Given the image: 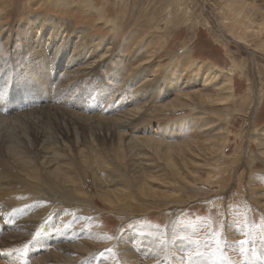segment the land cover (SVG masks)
I'll list each match as a JSON object with an SVG mask.
<instances>
[{"label": "rangeland", "instance_id": "obj_1", "mask_svg": "<svg viewBox=\"0 0 264 264\" xmlns=\"http://www.w3.org/2000/svg\"><path fill=\"white\" fill-rule=\"evenodd\" d=\"M235 1L0 0V75L9 76L10 80L13 77L16 78L14 82L17 99L15 106L18 111L17 113L8 111L5 114L3 112L5 100L0 99V120H4V123L9 121V123H14L13 125L27 123L24 130L33 137L38 132L48 131L54 134L57 131L54 123L43 122L54 117L55 114L65 113V117L74 115L73 117L82 119V123L76 122L79 124L76 128L71 127L70 135L65 138L60 136L64 143L73 148L71 153L74 152V154H68L74 164L69 170L70 174L78 177L75 180L72 179L71 184L75 187L72 196L66 195L68 191L66 188L61 190L62 192L57 189L56 186L59 183L51 182L50 175L52 174H48L44 165L40 164L38 155H35L37 151L35 154L32 153L36 161V167L33 168L32 173L43 174L44 183H47L46 186L51 189L44 193L45 198L48 197L47 200L43 199L48 201L47 206L50 210L56 207V210L67 212L65 204L78 203V199L89 201V204L79 202L78 204L84 208L75 205L76 210L82 209L81 212H87L92 207V211H88L92 215L83 214L90 217V222L93 223L85 224L87 222L78 220L74 225L71 223L72 219L68 218L66 226H58V218L55 223L56 227H53L50 234L53 236L62 233L63 229L69 226H74L76 232L83 231L79 241L83 240L86 245L96 247L99 251L103 250L99 257L93 255V259L81 264H96L98 261L99 264H117L119 256L114 253V250L105 249V245L108 241L120 236L121 239L128 241L127 246H131L135 253L140 252L141 254L143 249L137 239L144 237L142 235L146 233L154 236L158 234L156 241L159 243L185 242L190 244L207 238L212 241V244H209L212 248L214 242L222 243L224 231L230 240H234L233 243H229V246L232 251L236 248L241 262L246 258L240 248L243 245L241 241L248 242L252 235H256V238L261 239L259 243L264 245V0H246L252 6L258 7V9L252 8L247 12L248 19L256 20L252 23L255 28L250 33H245L246 26L234 23L230 16L229 5L234 4ZM37 17H40L39 19L44 23L53 19L58 27L61 25L68 30H60V34L56 37H51L49 34L44 36L41 28L36 25ZM79 34L82 35L83 40L81 56L89 46L96 47L92 55L94 57L89 59V62L94 63L81 64V57L68 63L62 57L65 62L59 65L61 58L52 55V51L45 47V44L54 46L50 42L52 38H57L60 47H67L74 41V38L78 39ZM72 54L73 52H70V55ZM204 65L213 66L215 70L230 75L233 85L232 94L227 92L220 97V93L212 85L203 86V84L198 83L197 85L193 82L197 76L202 74L203 68L201 67ZM145 74L146 77H144ZM135 79L139 81L137 86L132 85ZM69 81H74V83L67 86ZM172 81L179 87L166 95ZM133 88L139 93L132 91ZM62 93H64L63 99H61ZM144 93L146 96L143 95ZM208 96H211V99L206 98ZM96 98H98L97 103H95ZM147 98L156 101H150ZM144 100L147 101V105ZM66 106L69 108L64 109ZM137 108L142 109L138 112ZM103 109L107 112L102 113ZM90 117L93 120L88 119ZM15 118H17L16 121ZM99 118L103 120L108 118L113 124L115 123V126L118 120H128L125 124L127 127L122 132H126L130 138L133 135L142 139L154 135L160 136L161 130L169 126L168 128L176 133L174 134L176 139L173 137V140L171 136H167L164 141L175 144V146L163 150L157 148L156 151L140 142L138 146H135L136 152L140 155L137 161L132 158V155L123 157L117 150L118 141L109 137L102 139L106 137V127L98 125ZM180 128H187V130L180 131ZM76 132L83 139L75 146ZM91 137L97 139V143L90 144ZM139 149L141 153L138 152ZM1 163L2 160H0ZM121 163H123L122 166ZM133 170L146 180L152 190L144 194L138 192L132 182V176L136 174ZM99 174L102 177L97 176ZM102 182L109 184V189H121V198L117 203H121L120 209L114 208L112 204H108L98 195L97 183ZM25 187V190L30 188L23 186ZM29 193H33L32 188ZM27 197L25 200H28L27 203L30 205L24 206L23 200L15 201V205L9 208L12 211L5 210L10 205L5 203L9 199L6 197L0 199V215L3 216L5 212L19 214L17 217L19 221L21 215L24 218L25 214H31L36 207L44 204L41 203L42 198ZM114 197H112L113 200ZM49 198L52 199L49 201ZM54 199L56 203L52 202ZM32 200H35V203ZM121 210L124 213H130L128 217H132L131 213H135L133 215L140 216L141 219L137 222L135 220L132 222L131 219L122 225L121 220L116 216V213H121L119 212ZM226 211L228 217L229 213L231 214V220L226 219ZM144 213L145 215H141ZM54 216L42 221V226L50 225ZM98 218L101 220L96 223L98 225H95ZM173 220L175 222L172 228ZM227 225L230 229L225 230ZM95 226L110 236L101 241L102 238L96 235L98 230ZM152 226L155 227L154 230ZM13 227L11 231L15 228ZM169 228L172 229V235L168 239L166 235ZM210 228L214 232L212 237L206 235ZM44 232L45 229L43 231L40 228L33 238L35 237L37 242L44 241ZM132 233L134 237L130 236ZM128 235L130 237H127ZM145 237L148 236L145 235ZM31 240L28 242L29 245L32 243ZM146 241L148 240L144 243ZM231 244L235 247L233 248ZM190 254L191 249L187 248L182 255ZM123 259L125 258H122L121 262L125 264Z\"/></svg>", "mask_w": 264, "mask_h": 264}, {"label": "bare ground", "instance_id": "obj_2", "mask_svg": "<svg viewBox=\"0 0 264 264\" xmlns=\"http://www.w3.org/2000/svg\"><path fill=\"white\" fill-rule=\"evenodd\" d=\"M92 6V5H91ZM230 7V16L232 18V20L234 21V23H240V24H244L246 26L247 31L245 33H250L252 31V29H254L255 27L253 26L252 23H254L256 20L255 19H248L247 16V12L250 11V9L255 8L258 9V7H254L252 6V4H250V2L248 3V1L246 0H236L235 3H231L229 5ZM96 8V7H95ZM261 10V9H260ZM259 10V11H260ZM262 11V10H261ZM103 13V12H102ZM41 17V16H40ZM39 17V18H40ZM38 17L36 18V25L41 28V32L44 36H46L47 34H49L51 37H56L58 34H60V30L62 31H66L68 30L66 27H62L61 25H57V23L55 24V21L53 19H50L49 21H47L46 23H44L41 19H39ZM238 18V19H236ZM240 19V20H239ZM118 28V27H117ZM260 28V27H259ZM119 29V28H118ZM263 33V32H261ZM42 35V36H43ZM40 36V35H39ZM48 36V35H47ZM42 38V37H41ZM49 38V37H48ZM47 38V40H48ZM85 38V37H84ZM82 35L79 34V37L77 40L71 42L70 46L67 47H60V45H58V41L57 38H52V41L50 42L51 44H54V46L48 44V47L51 51H52V55H56L59 56L61 58V61L59 60V65L61 64V62H70L74 59H77L79 57L82 58V60L80 61L81 64L83 63H87L90 64L93 61L89 62L90 58H93L94 56H92L95 52L96 47L91 45L88 47V49H86V51H84L83 56H81V50L82 49ZM113 41V40H112ZM49 42V41H48ZM111 42V41H110ZM115 42V41H114ZM86 43V40H85ZM112 43V42H111ZM244 43V42H243ZM131 44V43H130ZM107 45V44H106ZM65 46V45H63ZM112 46V45H111ZM249 47V46H248ZM87 48V47H85ZM99 48V47H97ZM109 49V48H108ZM106 50V49H105ZM148 51V50H147ZM21 52V51H20ZM41 52V51H40ZM46 52V51H45ZM70 52H73L72 55H70ZM107 52V51H105ZM39 53V52H38ZM142 53V52H141ZM158 53V52H157ZM137 54V53H136ZM144 54V53H143ZM70 55V56H69ZM140 55V54H139ZM142 55V54H141ZM104 56V55H103ZM65 58V61L64 59ZM115 57V56H114ZM136 57V56H135ZM96 58V57H95ZM103 58V57H102ZM123 58V57H122ZM69 59V60H68ZM99 59V58H98ZM109 59V57H108ZM4 60V59H3ZM50 60V59H49ZM98 61V60H97ZM101 61V60H99ZM11 62V61H10ZM54 62V61H53ZM52 62V63H53ZM102 62V61H101ZM45 63V62H44ZM51 63V64H52ZM77 63V62H76ZM94 63V62H93ZM80 64V63H79ZM4 65V64H3ZM69 65V64H68ZM93 65V64H92ZM99 65V64H98ZM5 66V65H4ZM82 66V65H81ZM106 67V66H105ZM141 67V66H140ZM76 68V67H75ZM83 68V67H82ZM79 68V69H82ZM135 68V67H134ZM170 68V67H169ZM201 68H203L202 74H200L199 76H197L194 79V83H196L198 85V83H200L201 85L203 84V86H208V85H212L214 87V89L217 90L220 97H222L223 93H227V92H231L232 94V80L230 78V75L223 73L221 71H217L215 70L216 68H214L213 66L210 65H204ZM78 69V70H79ZM84 69V68H83ZM173 69V68H171ZM187 69V68H185ZM76 70V71H78ZM85 70V69H84ZM83 70V71H84ZM135 70V69H134ZM145 70V69H143ZM141 70V71H143ZM147 70V69H146ZM196 70V69H195ZM200 70V69H199ZM91 71V70H90ZM121 71V70H120ZM150 71V70H149ZM124 72V71H123ZM171 72V71H169ZM168 72V73H169ZM73 73V71H72ZM146 73V72H145ZM205 73V74H204ZM74 74V73H73ZM84 74V73H83ZM82 74V75H83ZM119 74V73H118ZM124 74V73H122ZM149 74V73H148ZM69 75V74H68ZM112 75V74H111ZM121 75V74H120ZM117 75V76H120ZM129 75V74H128ZM139 75V74H138ZM198 75V74H197ZM66 76V75H64ZM113 76V75H112ZM114 76H116L114 74ZM150 76V75H149ZM232 76V75H231ZM80 77V76H79ZM94 77V76H93ZM121 77H123V75H121ZM126 77V75L124 76ZM129 77V76H128ZM136 77V76H135ZM138 77V76H137ZM141 77V76H140ZM139 77V78H140ZM146 77V74L145 76ZM155 77V76H154ZM171 77V76H170ZM83 78V77H82ZM81 78V79H82ZM92 78V76H91ZM150 78V77H149ZM159 78V77H158ZM68 79V78H67ZM66 79V80H67ZM71 79V78H70ZM87 79V78H86ZM93 79V78H92ZM117 79V78H116ZM75 80V79H74ZM90 80V79H89ZM100 80V79H99ZM126 80V79H124ZM129 80V79H127ZM138 80V79H137ZM137 80L135 79L134 83H132L133 86H137L136 84L139 82H137ZM183 80V79H182ZM16 81V78L13 77L12 80H10L9 76L6 75H0V99L1 100H5L4 101V107H3V112L5 114L8 113V111H10L9 113H17V107L15 106V103L17 102L16 99V92H15V87H14V82ZM64 81V80H63ZM91 81V80H90ZM116 82V80H114ZM120 81V79L118 80ZM123 81V80H122ZM147 81V80H146ZM176 81V80H175ZM185 81V80H184ZM62 82V80H61ZM60 82V83H61ZM76 82V81H75ZM88 82V81H87ZM126 82V81H124ZM141 82V81H140ZM74 81H69L66 85H71L73 84ZM117 83V82H116ZM128 83V81L126 82ZM185 83V82H184ZM83 84V83H82ZM85 84V83H84ZM119 84V82H118ZM123 84V83H122ZM120 84V85H122ZM142 84V83H141ZM87 85V84H86ZM145 85V84H144ZM161 85V84H160ZM64 86V85H63ZM73 86V85H72ZM123 86V85H122ZM154 86V85H153ZM66 87V86H65ZM82 87V86H81ZM80 87V88H81ZM91 87V86H89ZM96 87V86H95ZM124 87V86H123ZM126 87V86H125ZM143 86H141L142 88ZM163 87V86H162ZM179 87L178 84H174V81H172V83L169 85V88L167 90L166 95H168L171 91H174L175 88ZM79 88V87H78ZM77 88V89H78ZM116 88V87H115ZM118 88V85H117ZM122 88V87H121ZM136 88V87H135ZM135 88L132 89V91H135ZM146 88V87H145ZM70 88H68L69 90ZM95 89V88H94ZM111 89V88H110ZM139 89V88H138ZM149 89V88H148ZM82 90V89H81ZM150 90V89H149ZM156 90V87H155ZM64 91V90H63ZM67 91V90H66ZM70 91V90H69ZM76 91V90H75ZM79 91V90H78ZM114 91V90H113ZM127 91V89H126ZM145 91H147L145 89ZM135 92H137V94L139 93L138 90H136ZM152 92V91H150ZM158 93V92H157ZM59 94V93H58ZM63 94H61V99H63ZM71 94V93H69ZM75 94V93H74ZM79 94V93H78ZM77 94V95H78ZM84 94V93H83ZM108 94V93H107ZM130 94V93H129ZM146 93H144L143 95H145ZM68 95V94H67ZM90 95V94H89ZM131 95V94H130ZM134 95V92H133ZM132 95V96H133ZM136 95V93H135ZM148 95V92H147ZM161 95V94H160ZM137 96V95H136ZM146 96V95H145ZM144 96V97H145ZM150 96V95H149ZM153 96V95H152ZM198 96V95H197ZM196 96V97H197ZM75 97V96H74ZM73 97V98H74ZM189 97V96H188ZM205 97V96H204ZM202 97V98H204ZM70 98V97H69ZM68 98V99H69ZM131 98V96L129 97ZM133 98V97H132ZM150 98V97H149ZM147 98V99H149ZM190 98V97H189ZM206 98H210L211 96H208ZM58 99V98H57ZM65 99V98H64ZM80 99V98H78ZM98 98H96L95 103L98 102L97 100ZM146 99V97H145ZM158 99V98H157ZM197 99V98H196ZM209 99V100H210ZM150 100V99H149ZM152 101H154L153 99H151ZM150 100V101H151ZM57 101V100H56ZM70 100H68L69 102ZM73 101V100H72ZM71 101V102H72ZM100 101V100H99ZM132 101V100H131ZM146 105H147V101L144 100ZM143 101V102H144ZM149 101V102H150ZM156 101V100H155ZM154 101V102H155ZM201 101V100H200ZM83 102V101H82ZM166 102V101H165ZM169 103V101H167ZM58 103V102H57ZM63 103V102H62ZM66 103V102H65ZM64 103V105H65ZM134 103V102H133ZM142 103V102H141ZM152 103V102H151ZM61 104V102H60ZM144 104V103H142ZM150 104V103H149ZM164 104V103H163ZM178 104V103H177ZM63 105V106H64ZM137 105V104H135ZM22 106H26L25 104H22ZM61 106V105H60ZM73 106V105H72ZM176 106V105H175ZM54 107V106H53ZM52 107V108H53ZM57 108V105H56ZM65 108H69V107H64ZM133 108V107H132ZM44 109V108H42ZM142 108H137L136 110L138 112L141 111ZM150 109V108H149ZM51 110V109H50ZM54 110V109H53ZM60 110V108H59ZM63 110V109H62ZM61 110V111H62ZM69 110V109H68ZM71 110V109H70ZM73 110V109H72ZM104 110V109H103ZM45 111V110H44ZM46 112V111H45ZM48 112H50L48 110ZM47 112V113H48ZM53 112V111H52ZM55 112V111H54ZM57 112V111H56ZM64 112V110H63ZM107 111L104 110L102 111V113H106ZM28 113V112H27ZM35 113V112H34ZM40 113V112H39ZM77 113V112H76ZM37 114V113H36ZM44 114V113H43ZM65 114V113H64ZM60 115V114H53L54 117L48 118L47 120L43 121L49 124H55L57 131L54 132V134L48 132V131H43V132H38L36 133L33 137L30 136V134L24 130V127L27 125V123H20L18 125H13L12 123H9V121L6 123H4V120H0V160H2V163L0 164V199L6 197L8 198L7 204H10L7 209H5L6 211H12L9 208H12L16 202H19L21 200L24 201V203L22 202V204L27 205L29 203H27L28 200H25L26 196H28L27 198H32V197H36L37 199L42 198L46 199L44 196V193L49 191L48 187L46 186L47 183H44V179L42 178L43 174L36 173L33 172L32 170L33 168H35V164L36 161L34 160V154L37 151L38 158L40 161V164L44 165V168L48 171V174H52L50 175V178H52V183L54 181V183L58 182L59 184L56 186L57 189H60V192H62L61 190L65 189L68 190L66 191V195L67 196H72V194H74V189L75 187H73V185L71 184L73 182L72 179H76L77 175L72 176L70 174L71 168H73L74 164L73 161L69 159V155L74 154L71 153L73 151V148L70 145H67V143H64V141H62L61 137L67 136L71 134V127L73 126V128L77 127L76 122H81L82 123V119L81 117L75 118L72 115L65 117V115ZM79 114V113H78ZM128 114V113H127ZM130 114V113H129ZM139 114V113H138ZM25 115V112H24ZM23 115V116H24ZM47 115V114H46ZM45 115V117H46ZM49 115V114H48ZM114 115V114H113ZM122 115V114H121ZM131 115V114H130ZM3 116V115H2ZM5 116V115H4ZM10 116V115H9ZM14 116V115H13ZM22 116V115H21ZM27 116V115H26ZM52 116V115H51ZM117 116V115H116ZM123 116V115H122ZM19 116L17 115V118ZM32 117V116H30ZM37 117V116H36ZM35 117V118H36ZM42 117V116H40ZM39 117V118H40ZM50 117V115H49ZM125 117V115L123 116ZM133 117V116H132ZM6 118V117H5ZM15 118V121L16 119ZM26 118V117H25ZM84 118V117H83ZM8 119V118H7ZM12 119V118H11ZM22 119V118H20ZM88 119H92V117L88 118ZM119 119V118H118ZM136 119V118H134ZM14 120V118L12 119ZM35 120V119H34ZM93 120V119H92ZM89 120V121H92ZM132 120V118H131ZM14 121V122H15ZM18 121V120H17ZM25 121V119H24ZM23 121V122H24ZM42 121V120H41ZM84 121V120H83ZM88 121V120H87ZM19 122V121H18ZM21 122V121H20ZM85 122V121H84ZM128 120L123 119L121 121H116V126L115 123L113 124L112 120H103L101 118L98 119V125L104 126L106 127L105 130V135L106 137H103L102 139H108V137L110 139H114L116 141H118L117 147H118V151H120L121 155L123 157H127L130 155H132V158H134V160H138L140 158L139 153H137V149H135V146L141 142L142 145L143 143H145L144 145L151 147L152 149L156 150L157 148H161V150L163 149H169L175 146V144H170L168 141H164L165 138L167 136H171L172 138L175 137L174 134H176L174 131H172L170 128H168L169 126H167V128H163L160 132V136L154 135L152 137H146L144 139L139 138L137 136H132L131 138L129 137V135L126 132H122L124 130V128L127 127ZM45 123V124H46ZM93 123V122H92ZM96 123V122H95ZM29 124V123H28ZM42 124V123H40ZM86 124V123H85ZM91 124V123H90ZM131 124V123H130ZM36 125V124H34ZM79 125V124H78ZM82 125V124H81ZM84 125V124H83ZM88 125V124H87ZM94 125V124H93ZM17 126V127H16ZM90 129H91V125ZM131 126V125H129ZM152 126V125H151ZM161 126V125H160ZM95 128V126H92ZM97 127V125H96ZM103 127V128H104ZM134 127V126H133ZM186 127V126H185ZM47 128V127H46ZM51 128V126H50ZM102 128V127H100ZM145 128V127H144ZM93 129V128H92ZM131 129V128H129ZM147 129V128H146ZM176 129V128H175ZM72 130V129H71ZM88 130V129H87ZM97 130V129H96ZM102 130V129H101ZM187 128H180V131H186ZM75 131V130H74ZM77 131V130H76ZM79 131V130H78ZM93 131L94 130H90ZM178 131V130H177ZM176 131V132H177ZM80 132V131H79ZM135 133V132H134ZM73 134V133H72ZM91 134V133H90ZM94 134V133H93ZM102 134V133H101ZM130 134V133H129ZM98 135V134H97ZM174 135V136H172ZM179 135V134H178ZM61 136V137H60ZM74 136V135H73ZM89 136V135H88ZM150 136V135H149ZM69 137V136H68ZM96 137V136H94ZM98 137V136H97ZM179 137V136H178ZM72 138V137H71ZM163 138V139H162ZM83 138H80L79 133L76 132L75 134V139H74V143L75 146L76 144L81 141ZM169 139V138H168ZM176 139V137H175ZM72 140V139H71ZM167 140V139H166ZM174 140V138H173ZM186 140V139H185ZM194 140V139H193ZM97 139L91 137V142L90 144H95L97 143ZM179 141V140H178ZM182 141V140H181ZM180 141V142H181ZM184 141V140H183ZM221 141V139H220ZM256 141V140H255ZM164 142H168V143H164ZM186 142V141H185ZM172 143V142H171ZM178 143V142H177ZM179 144V143H178ZM182 144V143H181ZM186 145H188V143H185ZM184 144V145H185ZM78 145V144H77ZM193 145V144H192ZM196 145V144H195ZM194 145V146H195ZM214 145V144H213ZM115 146V145H114ZM198 146V145H197ZM141 147V146H140ZM139 148V147H138ZM210 148V147H209ZM135 149V150H134ZM151 149V151H152ZM182 149V148H181ZM77 150V149H76ZM180 150V149H179ZM69 151V152H68ZM78 151V150H77ZM84 151V150H83ZM92 151V150H90ZM141 150L139 149L138 152H140ZM157 151V150H156ZM220 151V150H219ZM80 152V151H79ZM150 152V150H149ZM147 152V153H149ZM153 152V151H152ZM191 152V151H190ZM34 153V154H32ZM81 153V152H80ZM84 153V152H83ZM82 153V155H83ZM115 153V152H114ZM141 153V152H140ZM146 153V154H147ZM170 153V152H169ZM262 153V152H261ZM69 154V155H68ZM111 154V153H110ZM155 154V153H154ZM153 154V155H154ZM221 154V153H220ZM87 156V154H85ZM114 155V154H113ZM120 155V156H121ZM169 155V154H168ZM90 156V155H89ZM93 156V155H92ZM145 156V154H144ZM148 156L151 157L150 154H148ZM76 157V156H75ZM82 157V156H81ZM91 157V156H90ZM122 157V159H123ZM139 157V158H138ZM142 157V156H141ZM262 157V156H261ZM67 158V159H66ZM71 158V157H70ZM146 158V157H145ZM128 159V158H127ZM173 159V158H172ZM93 160V159H92ZM76 161V160H75ZM74 161V162H75ZM94 161V160H93ZM121 161V160H120ZM154 161V160H153ZM131 162V161H130ZM169 162V161H168ZM84 163V162H83ZM86 163V162H85ZM117 163V162H116ZM127 163V161H126ZM129 163V162H128ZM76 164V163H75ZM123 163H121L122 166ZM125 164V163H124ZM131 164V163H130ZM133 164V163H132ZM82 165V164H81ZM112 165V164H111ZM110 165V166H111ZM143 165V164H142ZM141 165V166H142ZM178 165V164H177ZM42 166V165H41ZM91 166V164H90ZM113 166V165H112ZM135 167L137 165H134ZM133 166V167H134ZM39 167V166H38ZM88 167V166H87ZM109 167V166H108ZM39 169V168H38ZM98 169V168H97ZM103 169V168H102ZM101 169V170H102ZM141 169V168H140ZM151 169V168H150ZM173 169V168H172ZM108 171H111L109 169H107ZM135 170V169H134ZM133 170V171H134ZM90 171V170H89ZM131 171V170H129ZM138 171V170H137ZM101 172V171H100ZM99 172V173H100ZM128 172V171H127ZM93 173V171H92ZM105 173V172H104ZM118 173V172H117ZM134 173H136L134 171ZM138 173V172H137ZM137 173L135 175L132 176V182H133V186L136 187V189L138 190L139 193H146L149 192V190H152V188H150L147 185L146 180H144V178L141 175H137ZM47 174V175H48ZM74 174V173H73ZM76 174V173H75ZM121 174V173H120ZM155 174V173H154ZM183 174V173H182ZM101 174L97 175L99 177H102ZM106 175V174H105ZM108 175V174H107ZM179 175V174H178ZM96 176V177H97ZM158 176V175H157ZM173 176V175H171ZM108 177V176H107ZM106 177V178H107ZM113 177V176H112ZM115 177V176H114ZM122 177V176H121ZM78 178V177H77ZM105 178V179H106ZM103 179V178H102ZM101 179V180H102ZM116 179V178H115ZM128 179V178H127ZM108 180V179H107ZM196 180V179H195ZM193 180V181H195ZM49 181V180H48ZM47 181V182H48ZM98 181V180H97ZM103 181V180H102ZM179 181V180H178ZM192 181V183H193ZM50 182V181H49ZM124 182V181H123ZM122 182V183H123ZM181 182V181H179ZM43 183V184H42ZM103 183V182H102ZM98 184L97 183V192L98 195L105 201H107V203L112 204V206L114 208H119L121 205L117 204L119 203V199L121 198V189L117 188V189H109L110 186H108L107 184L103 183V184ZM111 183V182H110ZM182 183V182H181ZM184 183V182H183ZM186 183V182H185ZM32 184L34 185L32 187ZM120 184V183H119ZM150 184V183H148ZM180 184V183H179ZM195 184V182H194ZM112 185V184H111ZM126 185V184H125ZM192 185V184H191ZM248 185V184H247ZM253 185V184H251ZM23 186H29L30 188H28V190H25V188H23ZM50 186V185H48ZM52 186V185H51ZM53 187V186H52ZM33 193H29L31 191ZM95 188V187H94ZM179 188V187H176ZM181 188V185H180ZM179 188V189H180ZM191 188V187H190ZM130 189V188H129ZM178 189V190H179ZM182 189V188H181ZM248 189V188H247ZM253 189V188H252ZM256 189V188H255ZM51 190V189H50ZM96 190V189H95ZM54 191V190H52ZM127 191V190H126ZM132 191V190H131ZM136 191V190H135ZM177 191V190H176ZM182 191H180L181 193ZM251 192V191H250ZM253 192V190H252ZM54 193V192H53ZM89 193V192H88ZM131 193V192H130ZM159 193V192H158ZM59 194V193H58ZM83 194V193H82ZM89 195V194H88ZM142 195V194H141ZM150 195V194H149ZM148 195V197H149ZM182 195V194H181ZM115 196L114 200L112 199V197ZM139 196V195H138ZM183 196V195H182ZM194 196V195H193ZM56 197V196H55ZM66 197V196H65ZM80 197V196H79ZM147 198V196H145ZM171 197V196H170ZM176 197V196H174ZM173 197V198H174ZM89 198V196H88ZM129 198V196H128ZM132 198V197H131ZM130 198V199H131ZM144 199V197H142ZM141 198V199H142ZM153 198V197H152ZM178 198V196H177ZM261 198V196L259 197ZM264 198V197H263ZM52 198H49V201ZM136 199V198H135ZM149 199V198H148ZM205 199V198H204ZM250 199V198H249ZM36 200V199H35ZM35 200L33 201L35 203ZM56 199H54V201H52L53 203H56L55 201ZM79 202H85L88 203L89 201L86 200H82V199H78ZM147 200V199H146ZM162 200V199H160ZM203 200V199H202ZM16 201V202H15ZM128 201V200H127ZM145 201V200H144ZM158 201V200H157ZM30 202V200H29ZM40 202V201H39ZM48 202V201H47ZM47 202L45 200H43L44 203L42 204V206L40 207H36L35 211L32 212L31 214H25V217L23 218V215H21L19 221L17 220V217L19 214H15L12 212H5L4 215L2 216V214L0 215V264H81L84 263L85 261L88 262V260L93 259V255H96L99 257V255H101V253H103L102 251H99L98 248L90 246V245H86L85 242L83 240L79 241V237L81 235H83V231H79L76 232L74 230V226H69L67 229H63L62 233L56 234V235H50L52 233L53 227L55 226V223L57 222L58 218L59 221L57 222L58 226H66V221L68 218L72 219V222L74 225L77 224L76 222H78V220H82L88 223H93L90 222V217H88L86 214L92 215L90 212L88 211H92V207L87 211V212H81L82 209L76 210V206H79L81 208H84L82 205L75 203V204H65L66 206V211L64 212L62 210H56V207L54 208V210H50L49 207L47 206ZM64 202V201H63ZM147 202V201H146ZM163 202V201H162ZM170 202V201H169ZM172 202V201H171ZM4 203V205H5ZM38 203V204H41ZM177 203V202H176ZM264 203V202H263ZM2 204V203H1ZM32 204V203H31ZM37 204V206H39ZM50 204V202H49ZM89 204V203H88ZM92 204V203H90ZM117 204V205H114ZM171 204V203H170ZM217 204V203H216ZM220 204V202H219ZM260 204V202H259ZM2 205V206H4ZM18 205V204H16ZM30 205V204H29ZM35 205V204H34ZM126 205V204H125ZM252 205V203H251ZM262 205V204H261ZM23 206V207H24ZM87 206V205H86ZM92 206V205H91ZM16 207V206H15ZM22 207V208H23ZM94 207V206H93ZM172 207V206H171ZM174 207V206H173ZM178 207V206H177ZM5 208V207H3ZM18 209V207H16ZM20 208V207H19ZM113 208V209H114ZM142 208V207H141ZM229 208V207H228ZM21 209V208H20ZM120 209V208H119ZM122 209V207H121ZM167 209V208H166ZM97 210V209H96ZM115 210V209H114ZM125 210V209H124ZM142 210V209H141ZM227 210V209H226ZM230 210V209H229ZM238 210V209H237ZM17 211V210H16ZM111 211V209H110ZM139 211V210H138ZM175 211V210H174ZM114 212V211H113ZM121 213H116L117 217L119 218V220H121V224H126L127 221L132 219L135 220V222L139 221L141 219L140 216H135L133 214L135 213H131L132 217H128V215H130V213H124L123 210L119 211ZM126 212V211H125ZM129 212V211H128ZM24 212H22L23 214ZM86 213V214H83ZM114 214V213H113ZM55 215V216H54ZM94 215V214H93ZM98 215V214H97ZM115 215V214H114ZM141 215H145L141 214ZM54 216V218L51 220V224L50 225H43L42 226V221L44 220H48L51 219ZM226 219L231 220V214L229 213V217L226 211ZM97 217V216H96ZM172 217V216H171ZM173 217H175V215H173ZM95 218V217H94ZM94 218H92L94 220ZM117 218V219H118ZM176 218V217H175ZM17 220V221H16ZM99 220H101V218H98V220L95 222V225L97 222H99ZM233 220V219H232ZM13 221H16V225ZM171 221V220H170ZM177 221V220H176ZM174 220L171 223V227L174 224ZM185 222V221H184ZM188 223V222H187ZM230 225H233L232 222H229ZM249 223V222H248ZM13 225H15L13 227ZM14 228L11 231V228ZM168 227V226H167ZM166 227V228H167ZM43 230L45 229V240L41 241V242H37L33 236L39 232V230ZM96 228V226H95ZM121 228V227H120ZM153 230L155 229L154 226L151 227ZM173 228V227H172ZM230 229L228 227V225L226 226L225 230ZM97 229V228H96ZM254 229V228H253ZM98 230V229H97ZM165 230V229H164ZM171 228H169V231H167V238L169 239V237L172 235L171 233ZM9 231H11L9 233ZM163 231V230H162ZM177 231V230H176ZM96 232V231H93ZM166 232V231H165ZM119 233V232H118ZM117 233V235H118ZM159 233V232H158ZM225 232L223 231V241L222 243L219 241L214 242V247L210 248L209 244H212V241L209 239L207 240H201V241H195L192 242L190 244H187L185 242H177V243H173V242H162L159 243L156 241V239L158 238L156 234L155 236L153 234L149 235V234H144L140 237L142 238H138L137 242L140 243V245L142 246L143 249V253L141 252H134V249L131 246H127V240L126 239H121V236L118 238L116 237L115 240H112L110 242H112L110 244V242L108 241L107 244L105 245V249H110V251L114 250V253L117 254L118 257V261L116 262L117 264H123L122 258H125L123 260H125L124 262H126L125 264H143V262H145V264H264V245L260 244L259 242L261 241L260 237L256 238L254 235H252L249 239L248 242L243 243V245L240 247L241 250L245 253V261L241 262L239 260V256H237L236 253V248H234L235 246L233 244H231V246H233L235 251H232L230 249L229 243H233L232 240H230V238L228 237V235L224 234ZM85 234V233H84ZM91 234V233H90ZM130 234V233H129ZM163 234V233H162ZM227 234V232H226ZM229 234V233H228ZM92 235V234H91ZM90 235V237H91ZM99 237L102 238L101 241H103V239L105 240L106 237H109L110 234H106L101 230H98V233L96 234ZM125 235V234H124ZM134 233H132L130 236H133ZM145 235H147L148 237H145ZM208 237H212L214 235V232H212V229L210 228L207 231L206 234ZM236 235V233H235ZM94 236V235H93ZM129 235L127 237H130ZM88 237V236H87ZM86 237V238H87ZM203 237V236H202ZM33 238V239H32ZM32 239V240H31ZM94 239V238H93ZM128 239V238H127ZM199 239V238H198ZM205 239V238H204ZM211 239V238H210ZM216 239V238H215ZM32 241V243L29 245V241ZM91 240V239H90ZM145 240H148L144 243ZM217 240V239H216ZM264 240V239H263ZM262 240V241H263ZM78 241V242H77ZM98 241V240H97ZM107 241V240H106ZM180 241V240H179ZM214 241V240H213ZM88 242V241H87ZM208 242V243H206ZM28 243V244H27ZM159 243V244H158ZM27 244V245H26ZM22 246V247H21ZM212 246V245H211ZM104 247V246H103ZM139 248V247H138ZM164 248V249H161ZM189 248L191 249V254L188 256H184L182 254H184V251ZM93 249V250H92ZM104 249V250H105ZM92 250V251H90ZM101 250V249H100ZM240 254V252H239ZM168 258V259H167ZM163 259H167V260H163ZM100 260V259H99ZM99 262V261H98ZM96 264H99V263ZM103 263V262H102Z\"/></svg>", "mask_w": 264, "mask_h": 264}, {"label": "snow or ice", "instance_id": "obj_3", "mask_svg": "<svg viewBox=\"0 0 264 264\" xmlns=\"http://www.w3.org/2000/svg\"><path fill=\"white\" fill-rule=\"evenodd\" d=\"M206 243H208V242H206ZM218 243V242H217ZM243 243H246V241H241V244H243Z\"/></svg>", "mask_w": 264, "mask_h": 264}]
</instances>
